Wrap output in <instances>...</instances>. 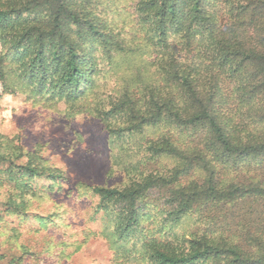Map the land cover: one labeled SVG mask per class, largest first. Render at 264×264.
I'll list each match as a JSON object with an SVG mask.
<instances>
[{
    "label": "trees",
    "instance_id": "16d2710c",
    "mask_svg": "<svg viewBox=\"0 0 264 264\" xmlns=\"http://www.w3.org/2000/svg\"><path fill=\"white\" fill-rule=\"evenodd\" d=\"M107 2L0 0V95L73 109L95 96L97 54L112 60L125 47L124 10ZM134 17L154 55V80L92 112L123 116L124 137L160 134L141 146L147 155L137 178L93 188L98 211L114 205V236L134 238L136 249L149 217L142 202L173 184L170 216L197 213L202 225L182 241L146 240L143 264H264V0H135ZM3 139L0 189L9 188L5 205L17 212L15 191L26 200L28 179L61 176ZM161 155L179 161L169 180L148 167ZM182 174L196 177L183 185Z\"/></svg>",
    "mask_w": 264,
    "mask_h": 264
},
{
    "label": "rangeland",
    "instance_id": "374dc122",
    "mask_svg": "<svg viewBox=\"0 0 264 264\" xmlns=\"http://www.w3.org/2000/svg\"><path fill=\"white\" fill-rule=\"evenodd\" d=\"M102 2L113 11L124 10L127 26L122 53L114 54L112 60L104 53L97 54L95 96L73 109L66 101L0 95L3 140L36 154L42 165L61 176L56 180L28 179L31 190L26 200L15 191L20 206L17 212L7 211L9 188L0 189V264H143V242L152 238L182 241L201 224L197 213L181 219L170 216L173 184L162 189L156 186L142 202L149 217L142 220L144 236L136 238L140 240L136 249H131L134 238L122 243L114 236L109 216L115 206L98 211L100 198L93 188H122L137 178L144 171L143 165L138 170L137 162L147 155L141 146L146 148L148 140L160 134L149 129L142 135L124 137L119 133L126 121L123 116L92 112L103 107L107 111L103 101L108 97L119 100L127 88L134 95L139 93L156 74L151 47L135 21V0ZM175 165L179 161L161 155L148 167L169 180ZM195 177L182 174L181 183L186 185Z\"/></svg>",
    "mask_w": 264,
    "mask_h": 264
}]
</instances>
